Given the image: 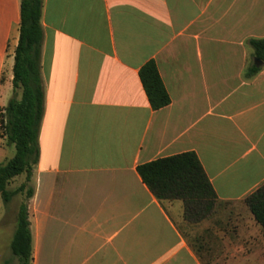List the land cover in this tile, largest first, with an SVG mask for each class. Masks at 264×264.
Returning a JSON list of instances; mask_svg holds the SVG:
<instances>
[{
  "label": "crops",
  "instance_id": "crops-1",
  "mask_svg": "<svg viewBox=\"0 0 264 264\" xmlns=\"http://www.w3.org/2000/svg\"><path fill=\"white\" fill-rule=\"evenodd\" d=\"M19 22L20 0H0V109L13 95ZM40 24L31 264H263L244 200L264 184V64L244 73L246 40L264 38V0H42ZM149 61L170 99L159 110L139 79ZM184 153L216 195L197 222L137 173ZM11 205L0 196L9 252Z\"/></svg>",
  "mask_w": 264,
  "mask_h": 264
},
{
  "label": "trees",
  "instance_id": "trees-1",
  "mask_svg": "<svg viewBox=\"0 0 264 264\" xmlns=\"http://www.w3.org/2000/svg\"><path fill=\"white\" fill-rule=\"evenodd\" d=\"M41 10L42 0H20L19 39L12 69L13 95L0 109V140L14 149L13 157L0 164V196L4 204H8L14 195L5 190V185L22 174L30 180L38 161V134L44 109L40 77ZM245 45L251 49L252 58L264 64V38H250ZM259 70L260 67L251 63L244 77L250 78ZM139 79L152 110L169 104L170 99L153 61L141 67ZM137 173L158 200L182 201L185 219L197 222L212 214L216 195L195 154L157 159L138 166ZM32 194V189L26 191L25 201L17 212V227L9 247L18 264H31L32 261L28 221V201ZM244 203L264 234V184Z\"/></svg>",
  "mask_w": 264,
  "mask_h": 264
},
{
  "label": "rangeland",
  "instance_id": "rangeland-1",
  "mask_svg": "<svg viewBox=\"0 0 264 264\" xmlns=\"http://www.w3.org/2000/svg\"><path fill=\"white\" fill-rule=\"evenodd\" d=\"M9 147L10 146H6L4 140L0 141V149L5 150L3 152H0V163H4L5 161H8L13 157L14 149L12 147V149L9 150L8 149ZM29 189H32L31 179L27 180L25 174H22L20 176H17L11 179L8 182V184L5 185L6 191L14 193V195L11 198V201H12L11 208L12 207L14 208L15 206L18 212L20 206L25 201L26 191ZM3 237L5 236L3 235L0 238V243H1L0 244V264H18L17 259L13 257L11 253L9 252L8 245H4L6 240Z\"/></svg>",
  "mask_w": 264,
  "mask_h": 264
},
{
  "label": "water",
  "instance_id": "water-1",
  "mask_svg": "<svg viewBox=\"0 0 264 264\" xmlns=\"http://www.w3.org/2000/svg\"><path fill=\"white\" fill-rule=\"evenodd\" d=\"M253 63H254V65H255L256 67H261V66L263 65L262 62H260V61H258V60H256V59L253 60Z\"/></svg>",
  "mask_w": 264,
  "mask_h": 264
}]
</instances>
